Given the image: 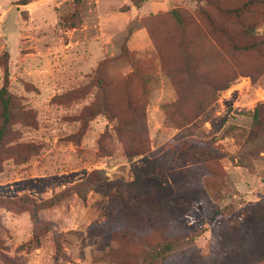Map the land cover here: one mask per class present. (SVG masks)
I'll list each match as a JSON object with an SVG mask.
<instances>
[{
  "label": "rangeland",
  "instance_id": "374dc122",
  "mask_svg": "<svg viewBox=\"0 0 264 264\" xmlns=\"http://www.w3.org/2000/svg\"><path fill=\"white\" fill-rule=\"evenodd\" d=\"M19 1L0 0V88L7 79L15 107L0 141V264H136L138 241L117 222L154 242L152 225L194 227L206 200L223 217L214 237L197 227L190 264H264V135L249 136L264 50L211 39L192 0ZM174 8L195 52L211 57L209 83L180 106ZM256 34L264 41V26ZM101 101L109 114L95 110ZM53 196L36 219L21 200Z\"/></svg>",
  "mask_w": 264,
  "mask_h": 264
},
{
  "label": "trees",
  "instance_id": "16d2710c",
  "mask_svg": "<svg viewBox=\"0 0 264 264\" xmlns=\"http://www.w3.org/2000/svg\"><path fill=\"white\" fill-rule=\"evenodd\" d=\"M147 1L132 0L133 7L139 9ZM192 1L211 39H221L233 52L256 53L259 55L264 50L263 38L256 34V30L264 26V0H242L232 4H225L222 0ZM27 2L28 0H20L18 4L25 5ZM165 15L174 20L177 29L180 28L179 31H181L173 36L179 54L178 71L184 76V87L178 89V99L175 103L176 106H180L188 99V95L197 88L193 86L209 83L202 72V68L210 61L211 57L195 52L192 41L188 39L191 28L190 23H185L188 15L177 8L165 12ZM145 30L147 31V28ZM130 34L131 29H129L127 40ZM124 52L126 54V51ZM7 84L6 79L0 88V141L10 134L11 125L15 119V107L9 96ZM225 88H227L226 85L218 90ZM95 110H101L106 114L110 112L105 101H101ZM261 135H264V105L259 104L252 113L249 136L252 140H256ZM102 179L101 173H97L92 178H86L76 185L77 193L83 196V193H87L100 184ZM21 200L31 208L33 217L36 219L39 210L52 208L58 204L60 199L58 196H53L41 203H36L27 197H23ZM206 202L207 211L200 208L199 202L196 203L195 212L198 219L194 222V227L185 224V226L182 225L173 231L170 229L161 230L157 225H152L151 232L158 236V239L154 242L136 236L127 225L117 222L118 229L120 228L123 236L138 241L137 244L141 250L132 257L135 263L172 264L173 260L176 259L177 264H190L185 251L191 247V241L199 238V234L194 232L198 228L201 229L203 221V230L206 228L211 237H214V228L216 224L221 222L223 217L222 212L215 208L212 201L206 200ZM116 221H119V219H116ZM209 252H212V249ZM201 263L205 264L203 259H201ZM9 264H12V262L10 261ZM231 264L235 263L232 262Z\"/></svg>",
  "mask_w": 264,
  "mask_h": 264
},
{
  "label": "built area",
  "instance_id": "2783aa9c",
  "mask_svg": "<svg viewBox=\"0 0 264 264\" xmlns=\"http://www.w3.org/2000/svg\"><path fill=\"white\" fill-rule=\"evenodd\" d=\"M245 86H249V83H246V85Z\"/></svg>",
  "mask_w": 264,
  "mask_h": 264
}]
</instances>
